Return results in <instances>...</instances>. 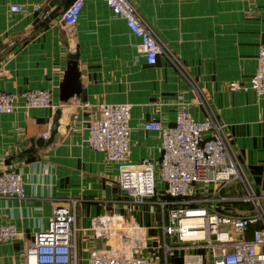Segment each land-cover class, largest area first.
Returning a JSON list of instances; mask_svg holds the SVG:
<instances>
[{"label": "crops", "instance_id": "crops-1", "mask_svg": "<svg viewBox=\"0 0 264 264\" xmlns=\"http://www.w3.org/2000/svg\"><path fill=\"white\" fill-rule=\"evenodd\" d=\"M10 1L38 3L40 10L10 12ZM57 1L0 0V88H47L51 99L50 106L24 107L17 97L11 111L0 113V169H17L23 181L22 196H0V224L10 222L17 231L0 240V264H16L60 204L74 213L78 263L90 247L108 248L103 241L124 246L137 239L144 243L140 253L156 256L158 264H182L177 247L164 262L162 243L174 236L160 233L158 208L134 204L121 191L118 164L88 146L87 125L98 103H130L127 161H157L159 137L143 129L144 121L171 125L178 109L198 119L210 114L223 124L229 153L264 198V95L233 87L253 72L264 43V0H129L162 45L154 63L136 51L137 37L103 0L84 3L72 24L63 23L60 12L38 25ZM70 51L78 52L80 92L61 101ZM57 108L56 131L39 145L35 140L49 132ZM241 207L222 205L225 212ZM111 214L114 224L140 225L136 237L99 236V221Z\"/></svg>", "mask_w": 264, "mask_h": 264}, {"label": "built area", "instance_id": "built-area-1", "mask_svg": "<svg viewBox=\"0 0 264 264\" xmlns=\"http://www.w3.org/2000/svg\"><path fill=\"white\" fill-rule=\"evenodd\" d=\"M88 1L72 0L60 13L63 23H74ZM103 1L111 13L124 19L127 28L137 37L135 48L145 62L154 63L156 55L163 50L162 45L133 4L129 0ZM7 9L38 12L40 5L10 1ZM233 87L264 95V43L257 47L253 72L245 82ZM17 97L22 99L24 107L51 105L47 88L20 91L0 88V113L11 111ZM129 111L128 102L98 103L97 115L87 125L86 142L92 150L118 164V187L132 203L158 208L160 233L163 237L173 235L176 240L163 241L164 262L167 253L177 247L182 264H264V207L260 202L263 195L229 153L223 124L210 114L195 118L185 109L175 112L171 125L149 118L142 127L157 133L158 159L146 157L130 162L127 161ZM47 136V131L42 133L43 138ZM157 181L161 183L159 188ZM223 189L227 190L221 192ZM22 190L23 181L17 169H0V196L20 197ZM234 202L242 207L234 212L222 209V205ZM110 216L99 221L96 228L99 236L106 240L112 235L136 237L140 225L114 224V217ZM73 222L71 207L54 205L45 226L33 233L32 241L16 264H158L156 256L140 253L144 243L137 239L124 246L103 241L108 248L90 247L78 263ZM16 233L12 223L0 224V240Z\"/></svg>", "mask_w": 264, "mask_h": 264}, {"label": "water", "instance_id": "water-1", "mask_svg": "<svg viewBox=\"0 0 264 264\" xmlns=\"http://www.w3.org/2000/svg\"><path fill=\"white\" fill-rule=\"evenodd\" d=\"M72 0H58L57 3L44 15L42 20L38 22V25H42L45 22H48L55 15L60 13ZM77 51H70L67 53V59L65 68L63 71L62 79L58 87V99L61 101H66L73 95H76L80 92V80H79V70L77 67ZM60 114L59 109H55V116L52 118L48 136L46 138L38 137L35 141L39 145L47 144L51 141L56 127L58 124V116Z\"/></svg>", "mask_w": 264, "mask_h": 264}, {"label": "rangeland", "instance_id": "rangeland-1", "mask_svg": "<svg viewBox=\"0 0 264 264\" xmlns=\"http://www.w3.org/2000/svg\"><path fill=\"white\" fill-rule=\"evenodd\" d=\"M259 193L262 194L261 192H259ZM260 202L262 205H264V198L263 197H261Z\"/></svg>", "mask_w": 264, "mask_h": 264}]
</instances>
